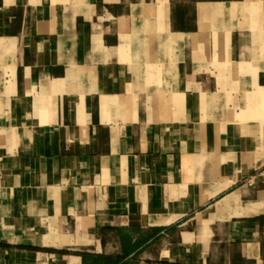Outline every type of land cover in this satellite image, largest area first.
I'll return each instance as SVG.
<instances>
[{"label": "crops", "instance_id": "crops-1", "mask_svg": "<svg viewBox=\"0 0 264 264\" xmlns=\"http://www.w3.org/2000/svg\"><path fill=\"white\" fill-rule=\"evenodd\" d=\"M0 264H264V0H0Z\"/></svg>", "mask_w": 264, "mask_h": 264}, {"label": "trees", "instance_id": "trees-1", "mask_svg": "<svg viewBox=\"0 0 264 264\" xmlns=\"http://www.w3.org/2000/svg\"><path fill=\"white\" fill-rule=\"evenodd\" d=\"M79 255L83 257V264H115L118 260L111 255H99L88 251L79 252Z\"/></svg>", "mask_w": 264, "mask_h": 264}, {"label": "built area", "instance_id": "built-area-1", "mask_svg": "<svg viewBox=\"0 0 264 264\" xmlns=\"http://www.w3.org/2000/svg\"><path fill=\"white\" fill-rule=\"evenodd\" d=\"M3 162H4V156L2 155L1 150H0V180L2 178Z\"/></svg>", "mask_w": 264, "mask_h": 264}]
</instances>
